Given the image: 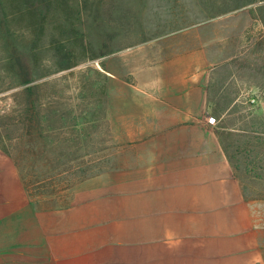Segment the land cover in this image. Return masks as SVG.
I'll return each mask as SVG.
<instances>
[{
	"label": "rangeland",
	"instance_id": "374dc122",
	"mask_svg": "<svg viewBox=\"0 0 264 264\" xmlns=\"http://www.w3.org/2000/svg\"><path fill=\"white\" fill-rule=\"evenodd\" d=\"M25 6L0 0V156L33 209L55 217L155 141V89L141 82L158 55L163 72L191 64L200 79L264 264V0H58L42 21Z\"/></svg>",
	"mask_w": 264,
	"mask_h": 264
},
{
	"label": "crops",
	"instance_id": "0c3cea01",
	"mask_svg": "<svg viewBox=\"0 0 264 264\" xmlns=\"http://www.w3.org/2000/svg\"><path fill=\"white\" fill-rule=\"evenodd\" d=\"M157 58L155 81L141 82L155 89V141L55 217L33 209L23 176L0 156V264L260 262L261 228L208 137L200 79L191 64L163 72Z\"/></svg>",
	"mask_w": 264,
	"mask_h": 264
},
{
	"label": "trees",
	"instance_id": "16d2710c",
	"mask_svg": "<svg viewBox=\"0 0 264 264\" xmlns=\"http://www.w3.org/2000/svg\"><path fill=\"white\" fill-rule=\"evenodd\" d=\"M57 1L58 0H26L25 8L27 9V12L29 14H38L39 15L38 19L42 21L45 19L44 10H47L49 6L54 5V2H57ZM25 8L23 10L21 9V13L25 11ZM40 28H43V27H40ZM27 80L29 79H26V82Z\"/></svg>",
	"mask_w": 264,
	"mask_h": 264
},
{
	"label": "built area",
	"instance_id": "2783aa9c",
	"mask_svg": "<svg viewBox=\"0 0 264 264\" xmlns=\"http://www.w3.org/2000/svg\"><path fill=\"white\" fill-rule=\"evenodd\" d=\"M209 122H210L211 124H216V118H215V117H210V118H209Z\"/></svg>",
	"mask_w": 264,
	"mask_h": 264
}]
</instances>
